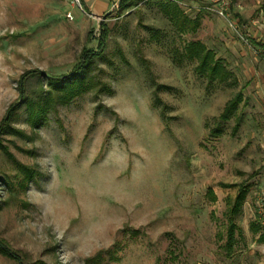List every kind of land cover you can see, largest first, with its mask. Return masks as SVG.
I'll list each match as a JSON object with an SVG mask.
<instances>
[{"label": "rangeland", "instance_id": "374dc122", "mask_svg": "<svg viewBox=\"0 0 264 264\" xmlns=\"http://www.w3.org/2000/svg\"><path fill=\"white\" fill-rule=\"evenodd\" d=\"M96 11L0 0V264H264V0Z\"/></svg>", "mask_w": 264, "mask_h": 264}, {"label": "trees", "instance_id": "16d2710c", "mask_svg": "<svg viewBox=\"0 0 264 264\" xmlns=\"http://www.w3.org/2000/svg\"><path fill=\"white\" fill-rule=\"evenodd\" d=\"M143 1H145V0H119L118 4H116L114 6V10H123V9H126L128 7H131V6H136L138 3L143 2ZM172 1H178V0H172ZM100 26H101V38L100 39L103 41L104 34L106 31H103L104 29H102L103 23H101ZM201 52H202V47L197 45V44H192L187 50L188 55H190L191 57L195 56L199 60L200 71H202L207 66L208 63L212 62V57H210V55H208V54H206V55L203 54L202 57H200L199 54ZM208 66L209 67L207 69H208V79L209 80H213L216 77L220 78V79L223 78V77H221L222 75L221 76L218 75L219 70H218V67L216 64L213 63L212 65H208ZM78 72H79V69H78ZM78 72L76 70L74 73H71V74L63 77V80H65V82L68 80L70 81L72 78H75V80H76L77 76H78L77 75ZM82 78L78 77V80H76L75 82L82 80ZM53 81H54L53 83L59 82L58 79H53ZM239 101H240V97L237 95L234 98V100H231V101L226 103L224 112L221 115V120H226L228 118L229 111L232 108H234L236 103ZM236 127H238V124L236 125ZM213 132L217 133V129H214ZM252 176L250 175V177H252ZM223 187L227 188V187H231V185H224ZM208 193L211 196V199L214 200L215 195L213 194V192L211 190H209ZM244 196H245V190H244V187H241L237 196L233 200L230 198L226 199V205H227L226 216H227V224L228 225L226 227L227 228V230H226V241H225L226 243L224 245V249L228 254L231 253L233 244L235 242V236H236L235 233H238V229H236V223H235L234 217L238 212L240 213V210H241L240 208L242 206ZM252 228H254L253 230L255 232L259 233L258 228L256 226H254ZM257 241L259 243H264V233H259Z\"/></svg>", "mask_w": 264, "mask_h": 264}, {"label": "crops", "instance_id": "0c3cea01", "mask_svg": "<svg viewBox=\"0 0 264 264\" xmlns=\"http://www.w3.org/2000/svg\"><path fill=\"white\" fill-rule=\"evenodd\" d=\"M119 0H84V2L87 4V8L89 10H93L94 12H97L96 10L99 9H104L106 8L108 5H112L114 4V6L116 4H118ZM255 176H258V173L255 174ZM253 177V176H252ZM251 177V178H252ZM245 190V189H244ZM264 192V186H260L258 185L256 187V191H255V197H254V209H255V202H256V197L260 194ZM256 210V209H255ZM257 214V213H256ZM262 228V227H261Z\"/></svg>", "mask_w": 264, "mask_h": 264}, {"label": "built area", "instance_id": "2783aa9c", "mask_svg": "<svg viewBox=\"0 0 264 264\" xmlns=\"http://www.w3.org/2000/svg\"><path fill=\"white\" fill-rule=\"evenodd\" d=\"M75 1L77 2V0H75ZM218 13H219V15H223L221 10H219ZM66 16L68 19H72L70 13H67ZM255 209H256L257 217L259 219V224L262 227V229L264 230V192L260 193L256 197Z\"/></svg>", "mask_w": 264, "mask_h": 264}]
</instances>
